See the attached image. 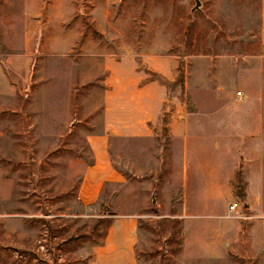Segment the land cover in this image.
Segmentation results:
<instances>
[{
	"label": "rangeland",
	"instance_id": "rangeland-1",
	"mask_svg": "<svg viewBox=\"0 0 264 264\" xmlns=\"http://www.w3.org/2000/svg\"><path fill=\"white\" fill-rule=\"evenodd\" d=\"M200 1L0 0V264H116L99 249L127 214L135 264H261L234 182L264 138V0ZM136 72L165 83L159 143L110 135L124 180L84 205L104 99Z\"/></svg>",
	"mask_w": 264,
	"mask_h": 264
},
{
	"label": "crops",
	"instance_id": "crops-1",
	"mask_svg": "<svg viewBox=\"0 0 264 264\" xmlns=\"http://www.w3.org/2000/svg\"><path fill=\"white\" fill-rule=\"evenodd\" d=\"M135 75V79L132 75L124 76L123 83L127 88L117 102L111 96V92H107L108 97L104 99L106 124L102 133L89 138L93 158L84 169L78 189V198L84 205L98 204L103 198L107 183L124 180V173L114 164L110 152V135L141 138L150 145L159 143L154 134L155 129L160 127L164 112L166 100L164 86L156 80H149L140 85L139 81L144 77L138 72ZM261 120L264 122V117ZM262 129L264 130V127ZM137 136L141 137L136 138ZM258 141V147L254 148L258 159L244 162V173L248 180L246 207L250 210L248 215L250 219L244 225L246 228L241 241L246 248L245 254L257 258L264 264V138ZM235 175L236 173L229 180L230 191ZM154 195L155 192L152 195L153 201L157 200ZM137 242L138 217L127 214L114 219L99 252L109 263L124 264L122 258L125 257V264H135Z\"/></svg>",
	"mask_w": 264,
	"mask_h": 264
},
{
	"label": "trees",
	"instance_id": "trees-1",
	"mask_svg": "<svg viewBox=\"0 0 264 264\" xmlns=\"http://www.w3.org/2000/svg\"><path fill=\"white\" fill-rule=\"evenodd\" d=\"M154 78L156 80H158L160 83L165 84L164 80L159 76V75H154ZM234 186L236 188V190L238 191L237 194L240 198L243 199V201H246V193L244 192V188H243V181L241 178V172H238L237 174V181L234 182Z\"/></svg>",
	"mask_w": 264,
	"mask_h": 264
},
{
	"label": "built area",
	"instance_id": "built-area-1",
	"mask_svg": "<svg viewBox=\"0 0 264 264\" xmlns=\"http://www.w3.org/2000/svg\"><path fill=\"white\" fill-rule=\"evenodd\" d=\"M238 95L240 96V95H242V93L241 92H238ZM239 206V203L238 202H234V203H232L231 205H230V209H236V207H238Z\"/></svg>",
	"mask_w": 264,
	"mask_h": 264
},
{
	"label": "water",
	"instance_id": "water-1",
	"mask_svg": "<svg viewBox=\"0 0 264 264\" xmlns=\"http://www.w3.org/2000/svg\"><path fill=\"white\" fill-rule=\"evenodd\" d=\"M195 8L196 9H199V8H201V1L200 0H196V5H195ZM153 202H156V200L154 199V201Z\"/></svg>",
	"mask_w": 264,
	"mask_h": 264
}]
</instances>
